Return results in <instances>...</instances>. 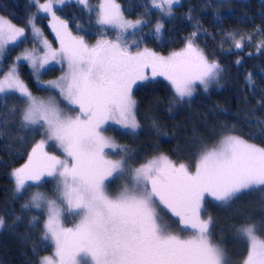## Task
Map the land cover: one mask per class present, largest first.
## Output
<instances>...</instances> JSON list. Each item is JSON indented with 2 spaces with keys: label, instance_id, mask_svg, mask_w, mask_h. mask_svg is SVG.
<instances>
[{
  "label": "snow or ice",
  "instance_id": "obj_1",
  "mask_svg": "<svg viewBox=\"0 0 264 264\" xmlns=\"http://www.w3.org/2000/svg\"><path fill=\"white\" fill-rule=\"evenodd\" d=\"M33 2L39 11L51 15V27L60 47L54 49L29 20L33 35L42 40L44 54L36 56L26 51L16 61H28L37 71L51 61H66V75L49 83L51 89L59 90L68 106L78 109L77 115H66L54 99H37L19 79L15 66L0 80V94L17 92L27 103L22 126L37 132L44 129L47 139L58 145L66 157L50 155L45 151V140H41L32 149L28 162L12 173L16 193L27 194L33 187H41L45 177H55L59 181L57 200L69 213L80 217L75 228H65L61 222L65 209L57 200L38 191L31 196L30 205L23 207L47 209L44 239L55 247V258L44 257L40 264H229L222 249L212 242V217H201V212L206 211L205 195L228 206L247 191H264V147L228 134L218 147L200 153L194 172L166 155L133 168L128 164V149L103 135L109 121L132 134L140 129L133 98V87L138 82L165 77L176 97L183 101L193 96L197 84L207 90L210 83L218 82L221 65L210 62L191 40L183 50L167 57L149 49L134 51L120 36L115 41L100 39L89 47L83 38L73 36L67 22L56 15L54 4L63 5L65 0ZM77 2L88 7V0ZM179 2L151 0L153 7L168 16ZM96 13L99 25L119 29L121 35L131 31L135 37L143 30V21L124 19L115 0H102ZM162 28L158 24L156 33ZM21 37H25L24 28L0 17V58L5 47ZM134 43L138 49L139 43ZM242 46L235 41L237 49ZM147 69L151 76L146 74ZM106 150L125 158L109 159ZM121 178H126L128 184L117 196H110L109 185ZM158 205L178 218L175 223L182 226L181 231L192 234L182 238L162 226ZM3 227L4 220L0 218V228ZM236 231L248 245L243 264H264V238L257 235V226L245 223Z\"/></svg>",
  "mask_w": 264,
  "mask_h": 264
},
{
  "label": "trees",
  "instance_id": "obj_2",
  "mask_svg": "<svg viewBox=\"0 0 264 264\" xmlns=\"http://www.w3.org/2000/svg\"><path fill=\"white\" fill-rule=\"evenodd\" d=\"M118 1L130 19L144 22L143 30L127 41L132 50L149 49L169 56L193 39L222 68L211 90L199 92L180 106L176 104L173 87L164 80L151 81L134 90L136 116L141 125L138 138L118 130L112 132L121 139L122 134L128 135L126 148L134 154L133 163L141 165L153 156L166 155L174 163L194 166L202 151L217 145L228 134L264 147V0H181L170 18L154 9L151 0ZM91 2L94 7L97 0ZM82 6L75 2L56 10V15L67 22L71 34L92 43L115 39V31L99 24L92 31L90 25L97 14L88 15ZM36 9L33 0H0V15L19 27L30 26L29 20ZM48 19L49 24L43 22ZM51 22L49 16L39 19L42 31L58 47ZM161 23L164 27L156 33V26ZM28 39L19 42L11 53L24 51ZM237 40L243 45L239 49L235 47ZM134 41L139 43L138 49ZM12 61L9 59L4 69L1 67L0 77L9 70ZM60 71L55 69L56 73ZM33 72L27 63L22 65L23 79L33 94L46 96L58 91L40 88ZM55 72L53 68L47 70L44 79L50 82L59 77L61 73L55 76ZM24 102L13 92L0 100V218L4 220V227L0 228V264H40L44 257L54 256L51 241L44 239L45 214L23 207L37 187L27 194L15 191L12 173L28 162L40 137L21 124ZM46 151L52 155L51 149ZM41 184L38 188L45 190L54 185L52 180H42ZM208 208L213 212L214 236L229 238L232 246L226 247L233 255H239L235 252L241 248V260L248 246L242 248L236 242L239 227L245 223L257 224L264 238V191L259 188L245 192L228 206L209 201ZM241 241L246 242L242 238Z\"/></svg>",
  "mask_w": 264,
  "mask_h": 264
},
{
  "label": "rangeland",
  "instance_id": "obj_3",
  "mask_svg": "<svg viewBox=\"0 0 264 264\" xmlns=\"http://www.w3.org/2000/svg\"><path fill=\"white\" fill-rule=\"evenodd\" d=\"M39 2H41V1H39ZM44 2L46 3L47 0H44ZM75 2H77V0H65V3H64L63 5L54 4V10L56 11V10H58V9H61V8H62L63 6H65L66 4H72V3H75ZM98 2H99V3H98ZM101 2H102V0H97L96 4H95L94 7H93V5L91 4V3H92L91 0H88V7L86 8L84 5H83V6H84V9L86 10V12L88 13V15H93V14L96 13V8H95V6H97V9H98V6H99V4H100ZM180 2H181V0H180ZM180 2L177 3V4H174V5H173L172 13L174 12V9H175L177 6H179ZM77 3H78V2H77ZM97 3H98V5H97ZM115 3L118 4V5L120 6V10H121V12H122V14H123L124 19L135 22V20L130 19V18L126 15V13H125L124 10H123V5H122L118 0H115ZM81 6H82V5H81ZM83 6H82V7H83ZM152 7H153V6H152ZM92 8H95V9H92ZM153 8H154V9H157V8H155V7H153ZM91 10H93V11L91 12ZM158 10H159V9H158ZM96 14H97V13H96ZM48 16L51 17V15H50L49 13H44V12H42V11H39V10H38V7H37V9L35 10V14L33 15L32 21L35 23V26H36L37 28L40 29V31H41V33H42V37H43V39H44V40H47L48 43H49L54 49H57V50H58L60 46H58V47L55 46L54 43H53V41H52V38H51L49 35H47L45 32H43L41 26L39 25V19L47 18ZM165 16H166L167 18H170V17H172V14H171L170 16H168V15H165ZM0 17H2L4 20L9 21L10 23L14 24L11 20H9L8 18H6V17H4V16H1V15H0ZM94 18H95L94 23H93L92 25H90V27L92 28V31H95V30H96V27H97V25H98V23H97V19H98V17H94ZM45 21H46L48 24L50 23V19H48V20H43V22H45ZM95 21H96V25H95ZM161 24H162V23H161ZM14 25H15V24H14ZM162 25H163V27H164V24H162ZM15 26H17V25H15ZM99 26H101V25H99ZM17 27H19V26H17ZM101 27H103V28H105V29H107V30H109V31H115V39H113V41H115L116 38H117L118 36L121 37V40H122V41H123V40L130 41L129 38H131V36H132V35H131V31H130L129 33H125V34L121 35L119 29H115V28H112V27H110V26H101ZM21 28H23V27H21ZM24 29H25V37H21L20 40L17 41L15 44L9 43V44L5 47V49H4L3 56H2V58H0V69H1L2 66H3V69L5 68V63H6L9 59H12L13 61H12L11 65H10L9 70H6V72L4 73V75H2V76L0 77V80H2V79L8 74V72L11 71V69L13 68V66H15V68H16V72H17V75L19 76V79H20L21 81H23V83L27 86V88L29 89V91L33 94L31 88L27 85V82L23 79V76H22V73H21V71H22V65H24V63H27V64L29 65V67L32 69V71H34L33 73H34V75L37 77V79H38V81H39V87L42 88V89H50V88H51L50 83L47 82V79H44V76H43L44 73H45L47 70L53 68V70H54V72H55V69H56V68H57V69L60 68V70H61L60 73H61V74L55 72V76H57V75H59V74H60V76L57 77V78H55V79H51L50 82H53V81H59L60 78H61L62 76L66 75L68 69H67V63H66V61H63V60L51 61L50 63L45 64L43 68L39 69V71L33 69V68L31 67V64H30L28 61H24V60H22V61L17 62V61H16V57L22 55V54L25 53L26 51H27V52H32V53H34L36 56H43V54H44V46H43L42 40H41V38H39V37H35V36L33 35V31H32V27H31V25H30L28 28H24ZM27 37L29 38V39H28V40H29V43L26 44V47H27V48H26L24 51H19L17 54H14V55H13V53H11V50L15 49L16 46H17V44H18L19 42L23 41L24 39H26ZM190 40H191V41L194 43V45L198 48V46H197L196 43H195V40H193V39H190ZM84 42H85V44H87L89 47H93V46H95L96 43H97V41H95V43H92L91 41H86V40H84ZM127 43H128V45H129V42H127ZM185 47H186V46H185ZM185 47H184V48H185ZM184 48H183V49H184ZM183 49H182V50H183ZM143 50H144V49H142V50H140V51H143ZM152 51H153V50H152ZM180 51H181V50H180ZM153 52H155V51H153ZM178 52H179V51H178ZM155 53H157V52H155ZM203 53H204V52H203ZM157 54H158V55H161V56H164V57H167V55H162V54H159V53H157ZM171 54H172V53H171ZM171 54H170V55H171ZM170 55H169V56H170ZM204 55L206 56L205 53H204ZM12 56H13V57H12ZM206 58H208V57L206 56ZM208 60H209L210 62H213V61H211L209 58H208ZM149 72H150V69H147V70H146V74H148L149 76H151V73H149ZM220 75H221V74H220ZM55 76H54V77H55ZM219 77H220V76H219ZM155 80H164V81L168 82L169 84H171V83H170L165 77L157 76V77H155L154 79H150L149 81L138 82L137 85H135V86L133 87V92H134V90H135L137 87L142 86V85H145V84H147L148 82L155 81ZM216 83H217L216 81H213L212 83H210V85H209V87L207 88V90H205V89L203 88V86L197 84V87H196V89H195V91H194V94H193V96H192L190 99H189V98H185L183 101H181V100L178 99V97H176V104H177L178 106H180V105H182L183 103H185L186 101H190V100H191L196 94H198L199 92H208L209 90H211V89L214 87V85H215ZM171 86H172V85H171ZM57 90H58V89H57ZM9 93H12V92H8V93H5V94H0V100H1L4 96H6L7 94H9ZM13 93H16V94L20 95V94L17 93V92H13ZM133 94H134V93H133ZM33 96H35L37 99H41V100L54 99V100L57 102V106H58V107L64 112V114H66V115L75 116V115L78 114V109H76V106H68V105H67V102L64 101V100L62 99V97L59 95V90H58V91H52V93H50V94H48V95H46V96H39V95H35V94H33ZM22 98H23V97H22ZM133 98H134V97H133ZM23 99H24V98H23ZM24 101H25V99H24ZM26 108H27V103L24 102V109H26ZM73 109H76V110H73ZM137 120H138V118H137ZM138 122H139V121H138ZM26 128L29 129V130H33L31 127H26ZM140 128H141V127H140ZM142 128H143V127H142ZM104 129H105V130L103 131V135H104V136H106L107 138H109L111 141H113V142H114L115 144H117L118 146H120V147H122V148H125V149H127V148H126V145L128 146V143L126 142V141H127V138H128V135H127V134H129L131 137H132L133 135H135V136L137 137V135L140 133V132H139L140 129H138L137 132H136L135 134H132V133L130 132V130L123 129L121 125L116 124V123H114V122H112V121H109V123H108L107 125L104 126ZM113 130H114V131H115V130L122 131V132H125V133H127V134H125V135L122 134L121 136H123V138L121 139V138L115 137V135L112 133ZM33 131H34V130H33ZM34 133H35V135H39V136H40V137L38 138L37 143H39L41 140H45V142H46L45 151H46L47 149H51V152H50V153H51L52 155H56V156L60 157L61 159H66L65 154L63 153V150L60 149L58 145L54 146L53 142H52V141H49V140L47 139L46 135L44 134V129H40L38 132H37V131H34ZM137 138H138V137H137ZM219 143H220V142H219ZM219 143H218L217 145H214V146L210 147V148L218 147V146H219ZM106 152H108V158H109V159L120 160V159L125 158L123 155H116V154H114L111 150H106ZM31 153H32V152H31ZM127 155L131 157V159L128 160V164H129L130 167H133V168H134V167H139V166H140V164H139V165H136V164L133 163V159H135V157H134V154H133L132 152H129V151H128ZM158 156H159V155H158ZM153 157H155V156H153ZM153 157H151V158H149V159H152ZM149 159H148V160H149ZM146 161H147V160H146ZM146 161H145V162H146ZM145 162H144V163H145ZM176 164H177V163H176ZM177 165H178V164H177ZM188 166H189V165H188ZM189 170L192 171V172H194V171H195L194 166H189ZM44 180H52L53 183H54V185L52 184V185L50 186V188H48V189H46V190H45V189H40V188L37 187L35 190H33L32 195L35 194V193L38 191V192H41V193L45 194V195L48 197V199L57 200V197H58V195H59V192H58V189H57V186H58V184H59V181H58L55 177H45ZM126 184H128V180H127L126 178H121V179H116V180H114V182L111 183V184L109 185L108 189H107V190H108V194H109L110 196H112V197L117 196ZM32 195H31V196H32ZM31 196L29 197L30 199H29L28 202H27V204H29V205H30V201H31ZM209 201L214 202L216 205H221V202L215 201V199H214L213 197H210V196H208V195L206 194V195H205V200H204V209H205L207 212H206V211H202V212H201V213H202V215H201V216H202V219H207L208 216H211V217L213 218V212L208 208ZM57 203H58V205H59L62 209H65V210L62 212V214H61V222H62L63 226H64L65 228H75L76 225H77V224L79 223V221H80V217H79V216H76V215H72L71 213H69V212L66 210L65 205L61 204L59 200H57ZM30 209H33V210H36V211H39V212H43V213L45 214V218H46V219H45L44 224H43V225L45 226V223H46V220H47V209H43V208H42V209L30 208ZM157 212H158V217H159V223H160L162 226H167L168 229H169L173 234L180 235L182 238H187V237H189V236L191 235V234H189V233H186L185 231H181V227H182V226H180V225L177 226V224L175 223V221H173V219H176V217L172 216L171 213L165 211V210H164V207H163L162 205H158V206H157ZM255 225L257 226V235H258V236H261V238H263L262 235H261V232H260V228H259V226H258L257 224H255ZM43 229H44V232H45V227H44ZM214 235H216V234H215V231H213V229H212V242H213L215 245L219 246V247L222 249V251L225 253V259L229 262V264H243V260H244V259L241 260V258H240V256H241V250H242V249L239 248V249L235 252L236 254H239V253H240L239 255H233L232 252H230V250H228V248L226 247V246H230V245L232 244V242H230V239L227 238V237H225V236H223V238L221 239L220 237L217 238V237H215ZM237 241H239V242H237ZM236 242H237L239 245H241L242 248H244V247L247 245L246 242L241 241V238L239 237V235H238V237H237V239H236ZM51 243H52V245H53V247H54V244H53L52 241H51ZM231 246H232V245H231ZM247 246H248V245H247ZM54 251H55V247H54ZM242 252H243V250H242ZM247 253H248V252H247ZM246 256H247V254H246ZM246 256H245V257H246ZM53 258H55V257L53 256Z\"/></svg>",
  "mask_w": 264,
  "mask_h": 264
},
{
  "label": "flooded vegetation",
  "instance_id": "obj_4",
  "mask_svg": "<svg viewBox=\"0 0 264 264\" xmlns=\"http://www.w3.org/2000/svg\"><path fill=\"white\" fill-rule=\"evenodd\" d=\"M165 209V208H164ZM167 212H169L167 209H165ZM170 213V212H169ZM177 219V218H176ZM185 232H191V231H185Z\"/></svg>",
  "mask_w": 264,
  "mask_h": 264
}]
</instances>
